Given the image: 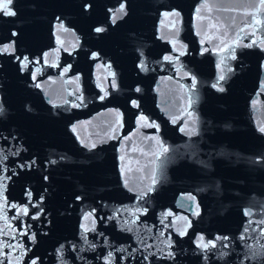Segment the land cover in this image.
<instances>
[{"label": "water", "instance_id": "1", "mask_svg": "<svg viewBox=\"0 0 264 264\" xmlns=\"http://www.w3.org/2000/svg\"><path fill=\"white\" fill-rule=\"evenodd\" d=\"M9 10L0 264H264V0Z\"/></svg>", "mask_w": 264, "mask_h": 264}, {"label": "snow or ice", "instance_id": "2", "mask_svg": "<svg viewBox=\"0 0 264 264\" xmlns=\"http://www.w3.org/2000/svg\"><path fill=\"white\" fill-rule=\"evenodd\" d=\"M12 3V0H0V11H3L4 14L9 16H14L16 13L14 11L9 10V5ZM121 12H123V7L120 9ZM96 31H102V29L97 28ZM223 79V77H221ZM220 91H223V88L220 89ZM264 131V129H261ZM30 195V194H29Z\"/></svg>", "mask_w": 264, "mask_h": 264}]
</instances>
